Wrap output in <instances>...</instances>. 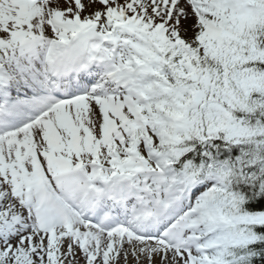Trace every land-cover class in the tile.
I'll return each mask as SVG.
<instances>
[{"label":"snow or ice","instance_id":"1","mask_svg":"<svg viewBox=\"0 0 264 264\" xmlns=\"http://www.w3.org/2000/svg\"><path fill=\"white\" fill-rule=\"evenodd\" d=\"M0 264H264V0H0Z\"/></svg>","mask_w":264,"mask_h":264}]
</instances>
